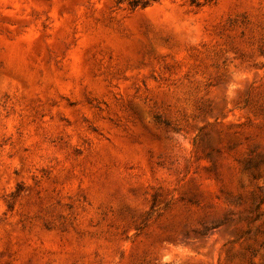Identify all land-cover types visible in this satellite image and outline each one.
Instances as JSON below:
<instances>
[{
	"label": "rangeland",
	"instance_id": "obj_1",
	"mask_svg": "<svg viewBox=\"0 0 264 264\" xmlns=\"http://www.w3.org/2000/svg\"><path fill=\"white\" fill-rule=\"evenodd\" d=\"M0 264H264V0H0Z\"/></svg>",
	"mask_w": 264,
	"mask_h": 264
}]
</instances>
